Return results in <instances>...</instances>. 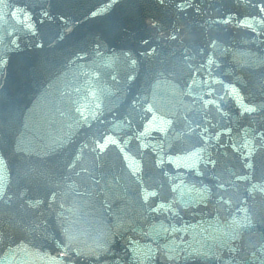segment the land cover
I'll return each mask as SVG.
<instances>
[{
    "label": "water",
    "instance_id": "1",
    "mask_svg": "<svg viewBox=\"0 0 264 264\" xmlns=\"http://www.w3.org/2000/svg\"><path fill=\"white\" fill-rule=\"evenodd\" d=\"M0 264H264V0H0Z\"/></svg>",
    "mask_w": 264,
    "mask_h": 264
}]
</instances>
